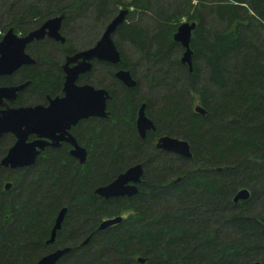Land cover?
<instances>
[{
	"label": "trees",
	"instance_id": "obj_1",
	"mask_svg": "<svg viewBox=\"0 0 264 264\" xmlns=\"http://www.w3.org/2000/svg\"><path fill=\"white\" fill-rule=\"evenodd\" d=\"M28 1L0 0V38L9 27L25 31L62 12L64 25L88 15L103 23L120 6L131 9V20L140 12L117 26L116 44L132 43L147 61L156 94L139 95L138 80L134 88L119 82L98 132L85 127L90 155L83 164L51 154L32 168L3 171L11 188L0 184V264H35L66 246L56 264H142L139 256L143 264H264V0ZM183 21L196 23L191 71L172 39ZM121 66L134 76L123 54ZM142 101L159 133L190 143L192 159L158 154L149 137L139 138ZM193 103L205 114L194 113ZM136 162L145 167L136 195L104 200L94 193ZM244 187L248 199L233 202ZM62 207L61 228L47 243ZM116 215L120 223L98 229Z\"/></svg>",
	"mask_w": 264,
	"mask_h": 264
},
{
	"label": "water",
	"instance_id": "obj_2",
	"mask_svg": "<svg viewBox=\"0 0 264 264\" xmlns=\"http://www.w3.org/2000/svg\"><path fill=\"white\" fill-rule=\"evenodd\" d=\"M128 12V8L120 9L118 14L106 25L94 46L68 57L66 64L75 62V65L67 69L64 82L65 96L63 98L53 100L47 107L37 105L0 109V135L10 132L16 137L15 143L0 159L1 167L12 169L31 165L35 160L36 154H38V151L34 150L35 146L42 148L45 143L40 141L26 143V135L28 133H36L40 137H46L49 132L58 130L60 133L67 134V140L73 144L71 154L79 160V163L85 161V149L77 146L74 138L68 134L67 129L82 118L90 116L106 117L108 112L105 104L109 94L106 89L97 88L90 84L77 85L75 80L81 72L90 68V60L93 58L111 63H119L121 61L120 52L116 48L112 37L117 26L124 21ZM62 18L63 15L50 17L40 27L23 36L15 33L12 27L8 28L0 39V75L10 74L21 64L33 62V59L24 52L25 45L32 39L41 38L46 33L64 41V37L59 33ZM195 25V21H183L177 26L172 35L173 41L178 43L183 49L180 62L187 65L188 71L192 70V50L189 43ZM115 76L126 87H134L136 85V80L131 76L129 70L119 69ZM26 84L0 86V106L4 105L3 99L12 100L16 91L22 89ZM144 108L145 103H142L135 122L136 130L141 137L144 136L146 130L154 129L153 121L145 115ZM194 109L199 114H205V109L200 105L195 106ZM156 146L184 157L191 155L190 146L186 140L169 135H162L157 140ZM143 173L142 163L128 166L109 183L97 186L94 189V193L104 199L133 196L138 193V184L142 181ZM10 185V182H6L4 184L5 189H9ZM249 195L250 192L247 188H240L233 195L232 201L236 203L246 200ZM66 211V207H62L58 211L47 243L54 242L56 231L60 229ZM121 220L122 216L120 215L102 219L98 229L102 230L118 224ZM88 240L89 237L83 241V244L87 243ZM70 249V247L54 249L41 256L35 264H56ZM136 260L142 264L145 262V259L140 256ZM252 264L263 263L256 261Z\"/></svg>",
	"mask_w": 264,
	"mask_h": 264
},
{
	"label": "flooded vegetation",
	"instance_id": "obj_3",
	"mask_svg": "<svg viewBox=\"0 0 264 264\" xmlns=\"http://www.w3.org/2000/svg\"><path fill=\"white\" fill-rule=\"evenodd\" d=\"M123 8H128L129 12L131 10L129 7H122L120 9H123ZM119 10L118 11L114 10L113 13L108 17V19L105 20L103 23L101 21L95 22V24L97 26L96 29L94 30L93 34L91 33V35L89 36L90 38L88 40H86V42H84V44H82L81 46L75 45L74 40L70 36V29L66 25H64V22L67 18V15H68L65 12L57 13L55 15H50L47 18L41 20L40 23L34 24V25L32 24V26L29 27L28 29H26L25 31L24 30H16L14 27H12L14 29L15 33H17L19 36H23V35H26L27 33L31 32L32 30L40 27L48 18L53 17V16H58V15H63L61 25L59 28V33L61 36L64 37V41L58 40V39H56L52 36H49L45 33L43 37L34 38V39H32V41H30L29 43H27L25 45L24 52L26 54H28L33 59V62L21 64L10 74L0 75V86H16V85L23 84V83H27V84L25 86H23L22 89L16 91L15 96L12 100L3 99L4 105L0 106V109H4L5 107L16 108V107H21V106H37V105L47 107V106H49V104L53 100L63 98L65 96L64 82L66 79L67 69H70L75 65V62H69L66 64L68 57L78 53L79 51H84V50L94 46L95 43L99 40L100 36L102 35V32L104 31L106 25L118 14ZM129 12H128V14H129ZM127 15L125 16L124 21L122 23L126 22ZM74 20H76V17L74 18ZM97 23H98V25H97ZM114 33H116V30ZM85 35L88 36L89 34L85 33ZM113 41L116 45V48L120 52L121 61L119 63H111L109 61L101 60L98 58H93L90 60V63H91L90 68L84 72H81L77 76V79L75 80V83L77 85L90 84V85L97 87V88L106 89L108 94H109V98L106 100V104H105L106 105V111L108 112V115L106 117L90 116L87 118H82V119H79L75 124L71 125L67 129L68 134H70L74 138L77 146L85 149L86 159L90 155V152H89L90 149L87 147L86 137H84L85 127L87 125H90V124L96 125L97 126V132H98L100 120L108 118L111 114V110L108 107V104H109L110 100L112 99V97L115 96V94L117 92L116 91L117 85L119 82L125 88H134L136 86L135 85L134 87H126L123 85V83L121 81H119L116 78L115 73L119 69L129 70V71H130V69L121 66L122 52H121V49H119L117 47L116 41L114 39H113ZM182 51H181V54H182ZM181 54H180V56H181ZM130 74H131V72H130ZM131 76L136 80V78L132 74H131ZM29 77H30V79H29ZM103 79L106 83H102ZM31 83H32V86H35V89L33 88V90L29 94H26V91H28V88H30ZM43 84L45 86H42ZM136 84H137V80H136ZM142 103H145V101H142L136 110L135 122H136L138 110H139ZM197 105H200V104L193 103V105H192V111L194 113H197L194 109L195 106H197ZM145 107H146V104H145ZM144 112H145V115L153 121L154 129L146 130L143 137L139 136V134L136 130L139 138L144 139L146 137H149L150 146L158 154H161V155L162 154H170V155H175V156H178L182 159H188V160L193 158L190 143L185 138L177 136L175 134L159 133L157 131V124L146 113L145 108H144ZM197 114H199V113H197ZM135 129H136V126H135ZM162 135H169L172 137H176L179 139L186 140L190 146L189 150H190L191 155L189 157H184V156H181L179 154L169 152V151H165L163 149L158 148L156 146L157 140ZM15 141H16L15 135L10 133V132L3 133L2 135H0V159L7 153L8 149L15 143ZM39 141L43 142L45 144L42 146V148H40L39 146H35L34 150L38 151V154H36L35 160L31 165L18 167V168H12V169L11 168H3L0 166V184L2 185L3 190L7 191L11 188V185H10L9 189H5V187H4V184L6 182L11 183V181H9V175L4 174L3 171H6V172H7V170H18L19 171L20 169L32 168L33 165L38 163L39 159H43L45 157H48L51 154H55V155L60 154V155L70 156V157L74 158L77 163H79V160L71 154L73 144L67 140V134L60 133V131L58 130V131L49 132L48 136H46V137H40L36 133H28L26 135V139H25L26 143H34V142H39ZM95 147L98 148L97 144L95 145ZM83 163H79V164H83ZM136 163H142V162H136ZM136 163H134V164H136ZM142 165H143V169H145L144 163H142ZM3 175H5V176L3 177ZM143 181H144V173L142 176V181L138 184V191H139L140 184H142ZM102 185H104V184H102ZM121 197L129 198L128 196H121ZM111 198H117V197H110L107 199L102 198V199L108 200ZM116 216H118V215H116ZM108 217H113V216H106L102 219H106ZM122 219H123V217H122ZM53 224H54V222H53ZM61 225H62V223H61ZM52 227H53V225H52Z\"/></svg>",
	"mask_w": 264,
	"mask_h": 264
},
{
	"label": "rangeland",
	"instance_id": "obj_4",
	"mask_svg": "<svg viewBox=\"0 0 264 264\" xmlns=\"http://www.w3.org/2000/svg\"><path fill=\"white\" fill-rule=\"evenodd\" d=\"M13 1H15V0H13ZM27 1L28 0H24V2H26V3H27ZM122 1L128 3L131 0H122ZM122 7L123 6H120L119 9L122 8ZM87 12H89V14H90V10H87ZM5 14H6V11H3L2 15H3L4 18L8 16V15H5ZM139 14H140V12H137V15L134 16V18L132 17V20H131V18L126 17L127 18L126 22H127V20H128V22L136 20L137 16ZM93 21L94 20H92L91 17H89V15H88L86 17H82L80 19H76L73 22L71 21L70 23L66 22L65 25L70 29V36L74 40L75 45L81 46L82 44H84V42H86V40H88L90 38L89 36L91 35V33L93 34L94 30L97 27L96 24L93 23ZM97 25H98V23H97ZM87 26H92V27H88L87 28ZM85 33H87L89 35L86 36ZM119 38H120V36L118 35V33H114L113 39L115 41H117ZM120 49H121L122 54L126 58V60L131 64V67H133L134 70L136 71L135 74H134V77L136 78V80H138V82H140L139 92H138L139 95L147 96V98H153L154 95L156 94V90H150L152 85L148 84L149 82H147V76L146 75L149 72L148 69H151L147 65V61H145L139 55V52L134 48L132 43H130L128 41L124 42L122 44L120 43ZM102 83H106L104 81V79L102 80ZM162 87L163 86L160 84L159 88H162ZM152 112H154L153 108H152ZM150 161H152V164H151L152 166L158 168L159 159L155 160V159L151 158Z\"/></svg>",
	"mask_w": 264,
	"mask_h": 264
}]
</instances>
